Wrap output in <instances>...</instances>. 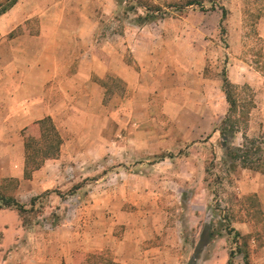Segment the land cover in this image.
<instances>
[{"label":"rangeland","instance_id":"374dc122","mask_svg":"<svg viewBox=\"0 0 264 264\" xmlns=\"http://www.w3.org/2000/svg\"><path fill=\"white\" fill-rule=\"evenodd\" d=\"M26 1L64 5V34L70 37L64 42L66 65L79 48L90 46V40L86 44L75 36L80 1L89 2L88 9L80 10L92 19L84 38L104 43L112 34L134 38L141 31L146 35L143 53L151 55L147 44L152 35L157 51L149 64L137 65L132 88L108 77L102 105L66 113L59 129L63 153L56 157L63 163L42 175L48 186L30 192L17 177L6 179L0 195L16 197L25 210L0 201L1 225L22 227L6 236L0 256L17 248L26 253L32 240L52 231L111 230L117 237L132 226L139 228L146 246L160 247L176 264H227L231 250V264H245L236 251L240 246L248 251L249 264H264V180H254L248 165L228 164L220 133L214 131L227 113L222 83L229 76L237 80L238 107L232 119L241 134L230 137L227 145L241 142L244 134L264 141V0ZM148 9L157 18L142 22L137 17ZM32 12L31 29L38 32L45 19L39 13L52 11ZM28 46L34 52L40 45ZM132 52H126L131 64L136 62ZM246 70L253 76L242 83L240 71ZM150 72L154 80H143ZM80 108L83 113L74 112ZM245 109L248 115L241 112ZM258 159H264V149ZM206 225L213 228L212 235L201 243ZM89 236L83 241L88 243ZM75 257L79 264H101L114 254L104 249Z\"/></svg>","mask_w":264,"mask_h":264},{"label":"crops","instance_id":"0c3cea01","mask_svg":"<svg viewBox=\"0 0 264 264\" xmlns=\"http://www.w3.org/2000/svg\"><path fill=\"white\" fill-rule=\"evenodd\" d=\"M78 3L80 13L75 36L86 44L90 40V46L82 47V51L79 48L67 65L64 58V42L70 40V37L64 34L67 30L64 26L63 4L57 2L48 6L42 4L38 6L26 0L21 4V0H17L10 9L0 15V188L6 179L15 177L20 181L19 185L28 184L30 192L37 190L39 186L40 188L48 186L47 177L43 178L42 175H46V171L55 167L58 168L57 164L63 163L56 157L63 153L64 138L59 129L63 122L67 121L64 120L66 113L78 107L102 105L105 92L109 88L106 81L108 77L115 78L125 85L126 89L132 88L137 80V65L144 67V64H149L154 59V53L157 51L153 47L155 39L153 35L149 36L147 45L152 46L149 49L151 55H146L140 49L141 39L143 36L146 37L141 31H136L134 38L129 34V36L123 33L112 34L104 43L98 42L97 38L94 40L92 37L84 38L87 34V20L92 19L80 9L86 10L90 4L88 1ZM47 8L52 12L39 13L40 17L43 16L45 19L40 20L41 28L38 32H33L32 16L35 13L32 11L40 12ZM89 32H92V29ZM30 42L39 43L38 50L31 51L28 46ZM128 48L133 51L132 57L136 60L132 64L130 55L126 53ZM145 60L147 63H144ZM238 68L241 69V66ZM247 69H251V66L248 65ZM250 75L252 74L247 70L246 73L240 71V82H248ZM150 78L154 80L151 72L147 73L143 80ZM230 82L237 80L232 79ZM260 96L264 98V91ZM74 112L83 113L81 108ZM47 117L51 119L61 139L58 154L45 159L39 168L31 172L29 178H23L26 138L33 135L38 137L37 123ZM67 119L72 121L70 118ZM238 134H241L240 131H237L233 138ZM254 173L256 176L254 180H264V173L259 171ZM71 177L74 178L73 175ZM254 189L259 192L258 183H254ZM14 198L18 201L16 197ZM260 200L264 203V194ZM93 207L94 205L90 206ZM1 230L5 237L0 238V251L1 246L8 243V235L18 234L22 227L18 225L4 227L0 222ZM86 234L90 235L88 243L83 241ZM141 235L139 228L132 226H128L117 237L111 230L99 234L79 232L75 228L64 233L52 231L40 234L32 240L26 253H22L18 248L8 250L5 257L0 256V264H79L78 257H75L76 253L104 249L112 250L114 257L110 259L112 263L101 264H176L177 259L173 256H164L160 247L146 246ZM171 235L175 245L176 233L172 232ZM112 239L116 240L111 246Z\"/></svg>","mask_w":264,"mask_h":264},{"label":"trees","instance_id":"16d2710c","mask_svg":"<svg viewBox=\"0 0 264 264\" xmlns=\"http://www.w3.org/2000/svg\"><path fill=\"white\" fill-rule=\"evenodd\" d=\"M16 2L17 0H5L3 3H1L0 15L10 9ZM154 8L155 10L159 9L158 7ZM149 10L151 9H148L147 13L144 16L138 15L137 18L141 19L142 22L155 20L157 18V15L152 10ZM221 11L223 18L226 11L223 7H221ZM222 90L228 103V109L225 117L220 121L218 125H215L214 131L217 130L220 133L221 147L225 150L228 164H230L231 166H235L236 164L248 165L250 169L264 173V167H260L261 165H264V159H258V156L263 152L264 149V141H262V139H249L244 134L242 135V140L238 145H227V140L230 139V137H234V134L239 131L236 122L232 119L234 118V114L236 113L238 107V105L236 104L238 89L237 86L233 85V83L224 78ZM244 104L250 105V101ZM241 112L248 115L247 109ZM37 124L39 126V132H37L36 134L39 136L34 137L33 135L32 137L26 138L25 141V163L23 168V176L25 178H29L31 172L39 168L45 159L55 157L58 154L59 146L61 143L59 133L51 122L50 118H44L38 121ZM0 201H4L3 204L6 207H14L18 212H22L23 210H25L24 205L20 204L13 196L4 197L3 195H0ZM212 229L213 228L206 225V228L204 230L206 231L204 232L205 237H201V243H204L205 241L208 242L209 236L212 235V231H210ZM232 229L234 230L235 235L240 234L234 228ZM236 251L242 252L244 263L249 264L248 251H246V249H244V247L242 246L238 247ZM233 254L234 252L231 250L229 253L227 264H231V258ZM110 263H112V261H110Z\"/></svg>","mask_w":264,"mask_h":264}]
</instances>
